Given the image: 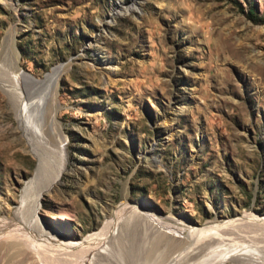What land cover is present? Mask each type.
Instances as JSON below:
<instances>
[{
	"label": "rangeland",
	"instance_id": "1",
	"mask_svg": "<svg viewBox=\"0 0 264 264\" xmlns=\"http://www.w3.org/2000/svg\"><path fill=\"white\" fill-rule=\"evenodd\" d=\"M252 16L264 0H0V67L40 81L63 70L54 106L46 84L26 83L29 120L0 86V225L27 215L33 135L46 138L52 117L68 156L38 217L81 242L119 211L120 243L104 263L56 247L40 264L159 263L156 228L136 211L203 230L171 233L189 256L262 258L264 22ZM19 251L6 243L0 264H29Z\"/></svg>",
	"mask_w": 264,
	"mask_h": 264
},
{
	"label": "bare ground",
	"instance_id": "2",
	"mask_svg": "<svg viewBox=\"0 0 264 264\" xmlns=\"http://www.w3.org/2000/svg\"><path fill=\"white\" fill-rule=\"evenodd\" d=\"M13 35H14V29L9 31L8 41H10L13 38ZM6 59H9V58L6 57ZM62 71H63L62 68H56L53 72L48 74L44 80L42 81L35 80V79H32L27 73L23 72V69L22 70L20 69L16 61L15 62L13 61L10 68L0 67V86L3 87L6 90V92L9 93L15 99V103L16 105H18L19 110L23 114L25 113L26 115H24V117L27 118L26 120H29L32 117V115L29 114V107L32 104L33 100H31V98H32V95L34 94L33 92L29 93L26 90L23 91L24 87L26 86V83L27 84L30 83L34 87H37L36 85H39V84L40 85L46 84L52 90L53 95H52L51 100L54 106L57 84L59 82ZM51 123L53 124L54 129H55V126H58V124L56 125V120L54 118L52 120V117H51ZM54 129H52V131L51 130L49 131L51 133H49L46 138L42 134H40L38 131H35L33 135V143H32L33 147L32 148L35 150L38 156L39 165H38L36 174L34 176V179H32L31 181V187L27 188L23 195L24 196L23 198L24 206H25L24 211L26 210L27 215L24 214V215H19L18 218L16 217L17 220H19L18 221L19 223L11 224V225L8 224L5 227L2 226V224L0 225V239L3 240L0 242V251H3V246H5L6 243L7 245L12 244L15 247H20L19 254L21 255V258L25 260L23 261L24 263L28 262L29 264L31 263L40 264L41 262H44L45 260L46 255L42 253L45 251V249H50L51 251L52 249L54 250L56 249V247H59L62 250L71 249L76 252H83L84 254L86 253L88 256L96 257L97 261H99L100 263H104V261L107 260L106 257L110 258L107 254H109L112 247H114V244L119 246L120 242H118V240H117V243H114V242L117 239L116 225L118 224V221H119L120 215H122L121 214L122 212H119L117 210L118 212H116L111 218L108 219V222L106 223L105 227L102 230L91 233L90 235H88V237L85 240L81 242L63 240L61 238V235L58 232L54 231L52 228L44 224L38 217V212H39L38 210L41 206L42 197L44 193L50 190L51 187L55 185L56 182H58V180L62 176V173L66 166V159L68 156L67 155L68 148H67L66 139L60 134V132L59 134H57L56 133L57 130L55 131ZM127 205L128 204L123 205L121 211L127 209L128 208ZM128 213H130V211ZM135 215L137 219H142V220L145 219V221L150 223V225L154 229L156 228L154 231L156 239H154L151 243L152 246H151V249L149 248L150 249L149 256L151 255V252L153 253L155 252V249L156 250L160 249L159 251L160 253L158 252L159 253L158 255H160L162 258H161V261L157 264H226L227 261H229L230 259L234 260L236 264H264V258H263L264 255L262 256V258H259L257 260L256 259L254 260L250 258L248 255H246L250 258L248 259L246 256L241 255V253H240L241 256L240 255H236L234 257L229 256L223 259L221 256V258H216L213 260L212 259L210 260V256H208V253L195 254L196 253L195 252L194 255L193 253H191L192 255L190 254L191 256H189L186 251L187 246L183 242L181 243L179 241L177 244H175L174 248L173 247L171 248L170 246L171 242L169 240L172 237L171 233L174 232L178 234L181 232H186L185 234H187V232H190L191 234L192 233L198 234L200 233V231H203V230H201L199 227H196L194 225H190L184 222L182 219H178L175 217L174 218L161 217L153 213H148L147 211L146 212L136 211ZM123 217L124 216H122V218ZM262 219H264V217ZM125 223L129 225L130 221H126ZM145 224L146 223H144V225ZM214 231H211V232H214ZM8 234H11V236H7L5 238V235H8ZM185 236L186 235H184V237ZM167 237L169 238L166 239ZM101 238H103V242L100 243L99 241L100 244L97 245L95 242L97 240H102ZM145 238L146 236L142 237L143 240H145ZM163 242H164L163 244L164 246L162 247L161 244ZM143 243H142V246H143ZM142 246H140V248ZM213 248L215 249V246ZM213 251H217V249ZM210 254L213 255L214 252L210 251L209 255ZM228 254L229 253L225 255H228ZM47 255H49V253ZM93 259L94 258H92L91 260L94 262Z\"/></svg>",
	"mask_w": 264,
	"mask_h": 264
},
{
	"label": "trees",
	"instance_id": "3",
	"mask_svg": "<svg viewBox=\"0 0 264 264\" xmlns=\"http://www.w3.org/2000/svg\"><path fill=\"white\" fill-rule=\"evenodd\" d=\"M251 13H253V12H251ZM252 19H253L254 21H256V22H260V21H261V22H262V21L264 22V18H260L259 16H256V17H253V16H252Z\"/></svg>",
	"mask_w": 264,
	"mask_h": 264
}]
</instances>
